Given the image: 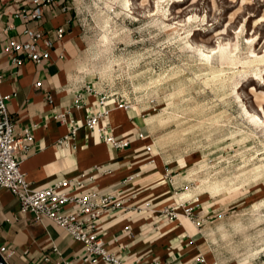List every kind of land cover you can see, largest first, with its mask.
I'll list each match as a JSON object with an SVG mask.
<instances>
[{"label": "rangeland", "instance_id": "1", "mask_svg": "<svg viewBox=\"0 0 264 264\" xmlns=\"http://www.w3.org/2000/svg\"><path fill=\"white\" fill-rule=\"evenodd\" d=\"M66 3L85 73L153 121L155 152L185 163L194 202L221 201L218 264H264V0ZM227 42L234 63L210 53Z\"/></svg>", "mask_w": 264, "mask_h": 264}, {"label": "crops", "instance_id": "2", "mask_svg": "<svg viewBox=\"0 0 264 264\" xmlns=\"http://www.w3.org/2000/svg\"><path fill=\"white\" fill-rule=\"evenodd\" d=\"M64 3L60 0L46 10L42 21L29 24L45 30L60 25L68 28L63 40H55L51 57L44 64L26 60L19 74L12 75L4 40L0 42V72L4 74L0 93L12 95L8 110L17 122V130L30 128L34 135L30 151L18 154L30 187L41 189L63 177H82L85 186L73 192L95 189L113 193L122 204L103 216L100 237L109 251L128 264H145L153 259L158 264H218L210 218L220 214L222 203L209 195L193 201L192 188H183L185 163L179 159L169 161L155 152L150 138L154 123L143 110L133 104L126 108L110 98L114 102L106 107L109 113L101 124L109 123L115 135L130 140L124 148L108 145L98 129L93 132L85 124L89 106L97 96L83 93L85 85L94 82L85 73V62L77 58L80 42L75 37L71 11L62 10ZM0 10H4L1 4ZM7 21L17 25L15 37L22 39L24 20L5 13L0 25ZM37 81L41 86L35 85ZM81 93V105L77 106L75 100ZM60 114H65L66 122L56 117ZM74 123L78 124L75 136L59 142ZM140 132L144 138L139 137ZM148 144H152L151 152L146 150ZM182 202L194 205L202 219L199 225L182 214ZM172 205L180 212L178 219L163 213ZM0 246L14 249L10 264H55L58 259L81 260L87 256L84 243L54 221H35L31 212H22L18 198L6 187H0ZM54 246L61 255L53 251ZM202 256L205 262H201Z\"/></svg>", "mask_w": 264, "mask_h": 264}, {"label": "built area", "instance_id": "3", "mask_svg": "<svg viewBox=\"0 0 264 264\" xmlns=\"http://www.w3.org/2000/svg\"><path fill=\"white\" fill-rule=\"evenodd\" d=\"M62 10L69 12L71 7L64 0ZM60 3V0H0L4 10H0V22L3 14H10L12 18L24 20L22 39H17V25L7 21L0 25V42L4 40V52L8 57L9 65L13 66L11 74L18 75L21 66L26 60H33L37 65H42L51 57V49L55 40H63L68 32L66 25H60L52 30L30 26L31 21L40 22L44 19L46 10ZM16 32V33H15ZM4 80V74L0 72V84ZM41 86V81L35 83ZM94 94L97 99L89 106L85 124L95 132L99 125L100 138L113 148L119 149L130 145L127 137L115 135L109 123L101 124L109 113L107 93L99 90L94 83H88L83 89V93ZM75 100V104L80 106V98ZM12 95L0 93V187H6L18 198L22 212H31L35 221L48 218L57 225L69 232L75 239L82 241L86 248L87 256L81 260L58 259L55 264H86L87 262L97 263L104 261L108 264H128L116 253L109 251L103 239L100 237L101 220L103 216L111 210L121 207V201L111 192L90 189L85 192H73L85 186V179L82 177H63L54 181L51 185L32 189L26 174L23 172L22 159L18 157L20 152H29L34 142V135L30 128L22 131L17 130V122L8 110V102ZM49 101L51 97L49 96ZM129 108L130 103H122L121 106ZM101 106L100 110L93 111ZM66 122L65 114L56 116ZM78 124L74 123L70 127V133L59 142H64L71 136H75ZM140 138H144V133H139ZM148 152L152 151V144L146 146ZM198 200V198L196 199ZM182 214L193 220L196 225L201 222V217L196 213L194 205L190 202H182ZM170 219H178L180 212L176 205H172L163 211ZM128 228V227H127ZM53 251L61 255L57 246ZM14 249L0 246V255L6 264H10V259L14 255ZM50 257H46L48 260ZM201 262L205 258L201 257ZM145 264H158V260L153 259Z\"/></svg>", "mask_w": 264, "mask_h": 264}, {"label": "bare ground", "instance_id": "4", "mask_svg": "<svg viewBox=\"0 0 264 264\" xmlns=\"http://www.w3.org/2000/svg\"><path fill=\"white\" fill-rule=\"evenodd\" d=\"M108 3V2H107ZM130 3H131V0H126V5L130 7ZM250 3V2H249ZM131 8V7H130ZM264 14V13H263ZM235 15V14H234ZM232 16V15H231ZM263 17V15H262ZM236 19V18H235ZM261 19V18H260ZM231 25V24H230ZM105 39H108V38H105ZM105 41V40H104ZM107 41V40H106ZM230 42V41H229ZM194 44V43H193ZM192 46V45H191ZM238 46L237 44H231V43H222V44H219L217 47H213L211 48L210 50V53H219V56H220V59L221 60H228V59H232V56H233V53L237 50ZM191 50V49H190ZM239 53V52H238ZM263 55V54H262ZM237 57V56H236ZM235 59V58H234ZM237 59V58H236ZM232 62H233V59H232ZM234 63V62H233ZM232 63V64H233ZM230 65V64H229ZM241 65V63H240ZM223 66V65H222ZM225 66V65H224ZM232 66V65H231ZM256 67V66H255ZM252 68V66H251ZM254 68V67H253ZM213 71V70H212ZM239 71V70H238ZM217 72V71H216ZM215 72V73H216ZM221 72V71H220ZM207 73V72H206ZM235 73V72H234ZM238 73V72H237ZM258 73V72H257ZM236 74V73H235ZM215 75V74H214ZM218 75V74H217ZM207 76V75H206ZM229 76V75H228ZM229 78V77H228ZM233 78V77H232ZM219 79V78H218ZM226 79V78H225ZM214 80V79H212ZM220 80V79H219ZM224 80V78H223ZM225 81V80H224ZM225 83V82H224ZM254 89V88H253ZM263 91V90H262ZM257 93V92H256ZM260 94V93H259ZM262 94V93H261ZM263 97V96H261ZM263 99V98H262ZM114 101H111L110 99L107 100V104H111L113 103ZM260 102V101H259ZM260 105V104H259ZM250 114V113H248ZM259 115V114H258ZM251 118V117H250ZM254 122V120H253ZM255 123V122H254ZM256 123H258L256 121ZM257 125V124H256ZM99 125H97L96 129H98L99 131Z\"/></svg>", "mask_w": 264, "mask_h": 264}, {"label": "water", "instance_id": "5", "mask_svg": "<svg viewBox=\"0 0 264 264\" xmlns=\"http://www.w3.org/2000/svg\"><path fill=\"white\" fill-rule=\"evenodd\" d=\"M0 264H6L3 258L1 257V255H0Z\"/></svg>", "mask_w": 264, "mask_h": 264}]
</instances>
